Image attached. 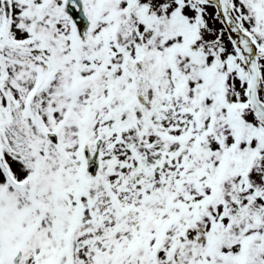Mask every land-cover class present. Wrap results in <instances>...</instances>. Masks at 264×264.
I'll list each match as a JSON object with an SVG mask.
<instances>
[{
	"label": "snow or ice",
	"instance_id": "1",
	"mask_svg": "<svg viewBox=\"0 0 264 264\" xmlns=\"http://www.w3.org/2000/svg\"><path fill=\"white\" fill-rule=\"evenodd\" d=\"M0 264H264V0H0Z\"/></svg>",
	"mask_w": 264,
	"mask_h": 264
}]
</instances>
